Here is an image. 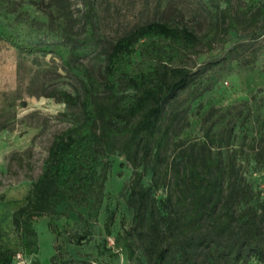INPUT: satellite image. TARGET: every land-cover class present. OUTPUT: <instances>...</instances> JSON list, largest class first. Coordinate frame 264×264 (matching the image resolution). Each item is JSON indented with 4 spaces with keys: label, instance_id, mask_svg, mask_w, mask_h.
<instances>
[{
    "label": "trees",
    "instance_id": "trees-1",
    "mask_svg": "<svg viewBox=\"0 0 264 264\" xmlns=\"http://www.w3.org/2000/svg\"><path fill=\"white\" fill-rule=\"evenodd\" d=\"M94 1L89 5L91 19L96 15ZM237 9V15L224 11L221 17L211 9L214 22L204 35L188 24L160 20L144 23L114 41L102 76L80 62L99 49L98 42L93 45V38L70 48L31 42L11 29L14 25L21 35L34 38L35 32L22 27L27 22L30 28V20L22 19L23 13L11 17L3 12L1 39L23 52H53L67 62L74 61L83 77L75 95L64 89L47 94L79 106L80 115L55 134L25 203L13 212L14 230L25 255H39L34 221L47 217L56 237L50 263L92 264L70 248L89 241L91 231L86 228L64 239L60 207L80 206L88 200L97 187L100 158L121 150L134 168L128 194L132 214L130 219L121 214L123 229L114 233L117 208L107 209L105 229L114 238L113 249L126 252L131 260L140 249L148 264H238L251 257L264 261V213L245 207L250 191L234 175L233 164L216 153L210 131L197 142L181 145L175 155L170 154L181 111L169 109L197 77L194 56L199 44L217 35L220 18H227L228 27L251 38L264 31V2L256 7L249 1ZM39 33L60 36L49 28L39 29ZM236 53L234 44L223 58L231 61ZM136 54L140 59H135ZM199 95L188 99L184 111ZM258 154L264 165V136ZM148 174L150 180L145 183ZM161 190L164 196L158 195ZM113 249L107 248L105 240L100 244L101 254L115 256ZM16 256L15 250L0 245V264H13ZM34 264L42 263L35 260Z\"/></svg>",
    "mask_w": 264,
    "mask_h": 264
},
{
    "label": "rangeland",
    "instance_id": "rangeland-1",
    "mask_svg": "<svg viewBox=\"0 0 264 264\" xmlns=\"http://www.w3.org/2000/svg\"><path fill=\"white\" fill-rule=\"evenodd\" d=\"M251 1L256 7L264 0H95L96 15L91 19L92 0H0V20L3 12L11 17L23 13L30 20L22 27L36 37L22 39L77 46L87 38L98 42L97 51L80 62L102 76L106 56L114 41L136 27L153 21L188 24L200 35L212 27L214 17L238 14V5ZM225 11V12H224ZM220 18V29L214 38L197 47L194 82L178 96L170 112L181 111L172 139L170 154L178 153L183 144L199 141L209 130L216 153L234 166V175L249 189L245 207L264 213V165L259 162V142L264 136V31L241 35L228 27V19ZM49 28L60 36L44 35L39 29ZM39 33V34H38ZM236 44L237 53L226 61L225 52ZM135 59H140L139 54ZM78 64V63H77ZM74 61L67 62L53 52L27 53L0 38V245L17 252L13 264H51L56 237L48 227V218L34 221L40 253L28 256L22 252L14 230L13 212L25 203V196L41 172L42 164L55 134L71 125L80 115L79 106H70L47 94L67 90L77 94L82 75ZM195 93L200 95L184 111L185 104ZM96 190L80 206L64 204L59 220L65 231L63 238L89 228L91 239L71 251L92 264H148L143 252L129 259L126 252L113 249L114 238L105 229L107 209L117 208L114 233L123 229L119 217L131 218L128 205L129 185L134 168L124 152L116 150L100 158ZM148 174L144 182L148 183ZM104 182V186L102 183ZM100 189L102 191H100ZM108 194H110L108 196ZM159 196L165 193L161 190ZM106 241L110 252L101 254L100 244ZM238 264H264L257 257Z\"/></svg>",
    "mask_w": 264,
    "mask_h": 264
}]
</instances>
